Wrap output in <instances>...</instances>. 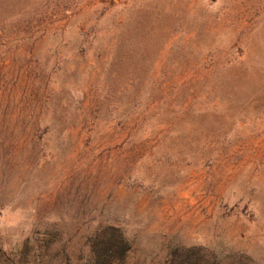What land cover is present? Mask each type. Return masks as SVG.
Returning a JSON list of instances; mask_svg holds the SVG:
<instances>
[{
	"label": "rangeland",
	"instance_id": "1",
	"mask_svg": "<svg viewBox=\"0 0 264 264\" xmlns=\"http://www.w3.org/2000/svg\"><path fill=\"white\" fill-rule=\"evenodd\" d=\"M264 264V0H0V264Z\"/></svg>",
	"mask_w": 264,
	"mask_h": 264
},
{
	"label": "trees",
	"instance_id": "2",
	"mask_svg": "<svg viewBox=\"0 0 264 264\" xmlns=\"http://www.w3.org/2000/svg\"><path fill=\"white\" fill-rule=\"evenodd\" d=\"M98 241L105 243L95 244L97 250V264H106L110 260L118 259L119 262L126 255L128 246L123 235L116 228H108L99 234Z\"/></svg>",
	"mask_w": 264,
	"mask_h": 264
}]
</instances>
